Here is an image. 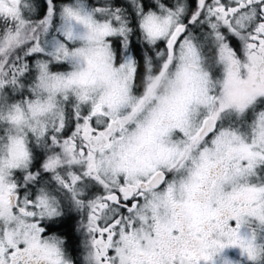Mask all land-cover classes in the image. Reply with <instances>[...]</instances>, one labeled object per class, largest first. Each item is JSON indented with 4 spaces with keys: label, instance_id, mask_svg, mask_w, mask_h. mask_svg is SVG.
<instances>
[{
    "label": "snow or ice",
    "instance_id": "1",
    "mask_svg": "<svg viewBox=\"0 0 264 264\" xmlns=\"http://www.w3.org/2000/svg\"><path fill=\"white\" fill-rule=\"evenodd\" d=\"M0 264H264V0H0Z\"/></svg>",
    "mask_w": 264,
    "mask_h": 264
}]
</instances>
